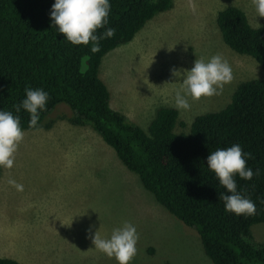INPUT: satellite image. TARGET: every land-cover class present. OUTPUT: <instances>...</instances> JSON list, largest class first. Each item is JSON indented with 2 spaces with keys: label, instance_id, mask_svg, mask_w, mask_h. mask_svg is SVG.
Instances as JSON below:
<instances>
[{
  "label": "trees",
  "instance_id": "1",
  "mask_svg": "<svg viewBox=\"0 0 264 264\" xmlns=\"http://www.w3.org/2000/svg\"><path fill=\"white\" fill-rule=\"evenodd\" d=\"M54 3L0 0V111L19 116L23 131L50 130L58 121L89 127L159 206L196 231L210 264H264V245L255 243L251 233L253 226L264 224V80L238 84L224 108L194 117L187 132H175L177 125L186 126L175 108L165 107L156 110L144 130L111 109L99 67L156 15L171 10L174 1L109 0L106 27L115 35L102 39L95 53L91 43L73 45L58 31L51 19ZM216 25L230 50L252 58L264 71V22L253 28L240 8L227 6L218 11ZM26 87L49 94L34 128L30 114L13 107L26 98ZM61 104L71 112L53 118ZM234 144L252 154L248 167L259 169L251 180L235 176L237 191L256 205L252 216L226 211L220 194L230 193L207 166L211 152ZM0 264L20 263L0 258Z\"/></svg>",
  "mask_w": 264,
  "mask_h": 264
},
{
  "label": "rangeland",
  "instance_id": "2",
  "mask_svg": "<svg viewBox=\"0 0 264 264\" xmlns=\"http://www.w3.org/2000/svg\"><path fill=\"white\" fill-rule=\"evenodd\" d=\"M174 5L176 19L168 22L172 9L156 15L145 27L156 18L162 20L156 19L130 43L108 53L99 67L111 109L144 130L156 110L165 107L175 108L186 126L177 125L175 132H187L194 117L224 108L238 84L264 80V71L252 58L234 53L223 43L216 25L218 11L236 6L253 28L259 27L264 17L258 16L252 0H174ZM216 54L230 64L231 82L218 89L219 95L188 97L190 109H178L175 94L184 70H191L196 59L208 61ZM172 69L181 74L174 76ZM70 112L61 104L51 116ZM58 130L56 125L54 132ZM92 132L89 136L88 129L72 130L65 123L62 135L24 131L14 166L1 169L0 258L20 264H117L115 258L95 249L90 237L99 231L102 238H109L114 229L129 222L139 235L138 253L130 264H210L196 231L159 206ZM51 140L60 144L56 147ZM87 143L95 148L87 150ZM98 143L105 157L87 153L97 150ZM10 179L23 190L9 184ZM62 202L63 215L58 217L63 220L46 211ZM251 233L255 243L264 245V224L253 226Z\"/></svg>",
  "mask_w": 264,
  "mask_h": 264
},
{
  "label": "clouds",
  "instance_id": "3",
  "mask_svg": "<svg viewBox=\"0 0 264 264\" xmlns=\"http://www.w3.org/2000/svg\"><path fill=\"white\" fill-rule=\"evenodd\" d=\"M258 16L264 17V0H252ZM111 5L109 0H55L51 10V19L58 31L73 45L92 44L93 53L100 51V41L115 35V29L106 27L109 23ZM99 29H105L97 34ZM174 76L180 71L172 69ZM181 88L175 94V106L178 109L189 110L191 105L188 97L199 100L202 97L219 95L224 84L231 82L233 72L230 64L220 54L212 56L208 61L196 59L191 70H184ZM218 89L220 91H218ZM26 98L14 105L16 112L21 108L30 114L29 127H36L39 120V110H44L49 100V94L42 89L26 87ZM25 133L21 127L19 116L8 111H0V167L11 169L14 166L19 146L24 140ZM251 153H245L239 144L225 149H217L207 156V166L212 170L219 183L230 194H220L225 203L226 211L236 215L252 216L256 214L255 203L237 191L235 176L251 180L259 175L248 167L247 160ZM9 184L22 191L23 186L15 180ZM92 243L95 249L115 258L117 264H130L138 253L139 235L135 226L125 222L123 227L112 231L109 238H102L99 231L95 233Z\"/></svg>",
  "mask_w": 264,
  "mask_h": 264
},
{
  "label": "crops",
  "instance_id": "4",
  "mask_svg": "<svg viewBox=\"0 0 264 264\" xmlns=\"http://www.w3.org/2000/svg\"><path fill=\"white\" fill-rule=\"evenodd\" d=\"M174 1V0H173ZM176 5H174V3H173V8H172V10L168 13V18H169V20H168V22L169 21H172L173 19H176L177 17H174V16H172V14H174L175 13V11H176ZM156 19H158V20H162V19H160V17L159 18H156ZM153 20L151 23H154V22H156V21H158V20ZM166 21V20H165ZM151 23H149L148 25H151ZM147 25V26H148ZM146 26V27H147ZM145 27V26H144ZM143 27V28H144ZM145 27V28H146ZM144 28V29H145ZM143 29V30H144ZM142 30V31H143ZM142 31L140 32V33H142ZM110 96V95H109ZM109 104H110V101H109ZM63 123H65L66 125H68V126H70L71 128H72V130H76V128H77V131H81L82 129H88L89 131H90V133H87L89 136H91V132H92V130L89 128V127H87V126H85V127H75V126H72V125H70L69 123H67L66 121H58V122H56L54 125H53V127L50 129V130H43V131H47V132H49V133H51V132H53V135H62L63 134ZM56 125H59V130L58 131H56V132H54V128H55V126ZM78 129H80V130H78ZM37 131V130H36ZM57 133H59V134H57ZM93 133V132H92ZM94 134V133H93ZM95 135V134H94ZM89 136H87V139H90V137ZM98 138H99V136H97ZM82 140V139H81ZM51 141H54V143H55V146L57 147L60 143L58 142V140H51ZM78 141H79V139H78ZM91 147H93L90 143H87V150L89 149V148H91ZM99 147H101V145H100V143H98V149H99ZM93 148H95V147H93ZM92 149V148H91ZM90 149V150H91ZM89 150L87 153H92V152H94V153H96V155L97 156H100V157H105L107 154H105V152L106 151H104V149L102 150V149H99V150ZM105 161V160H104ZM113 163L115 164V156L113 157ZM46 211H48L51 215H57L56 217H54V218H57V219H62L63 220V217H58V215H63V202L62 203H59V204H57L56 205V203H54L52 206H51V208L50 209H48V210H46Z\"/></svg>",
  "mask_w": 264,
  "mask_h": 264
}]
</instances>
